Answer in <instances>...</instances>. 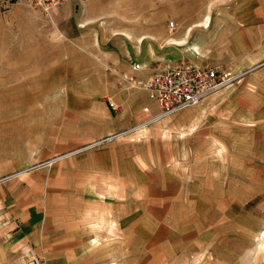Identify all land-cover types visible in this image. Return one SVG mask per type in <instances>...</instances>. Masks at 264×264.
Listing matches in <instances>:
<instances>
[{"label":"rangeland","instance_id":"374dc122","mask_svg":"<svg viewBox=\"0 0 264 264\" xmlns=\"http://www.w3.org/2000/svg\"><path fill=\"white\" fill-rule=\"evenodd\" d=\"M259 2L66 0L43 12L0 0V264H264ZM184 35L187 52L174 41ZM191 51L235 76L205 127L179 142L166 131L173 114L107 135L141 90L124 73L134 84L191 63ZM120 145L151 158L160 145L191 149L180 163H147L168 187L149 192L162 206H141L134 186L128 198L98 168Z\"/></svg>","mask_w":264,"mask_h":264},{"label":"crops","instance_id":"0c3cea01","mask_svg":"<svg viewBox=\"0 0 264 264\" xmlns=\"http://www.w3.org/2000/svg\"><path fill=\"white\" fill-rule=\"evenodd\" d=\"M260 6H263L264 2H259ZM259 3H255L259 6ZM264 24V17H262V20L260 21ZM259 22V23H260ZM187 37L184 35L182 38H176L174 41L177 45H183L187 44L188 48H184L183 51L187 52L190 50L193 46L188 44ZM179 43V44H178ZM190 48V49H189ZM193 49V48H192ZM196 50V48H194ZM191 51L190 55H187L188 57H183V60H188L194 65H212L215 66L216 64H205L204 63V57L199 54L196 55L195 53H192ZM204 63V64H203ZM188 64V63H187ZM225 70V69H224ZM220 93L216 91V93H213L209 95L207 98L201 101V103L194 107L186 108L185 110L178 112L174 114L172 117L169 118L167 125H166V131L167 134L173 133H179L174 134L173 137L177 139L179 142H185L186 140L190 139L191 136L196 135V132L201 129L205 122L209 119L210 116H212V113H214V108L216 104V100L218 99L217 96H219ZM138 97L137 102H134L132 104L129 103L128 107V113H125V110L120 111L116 118L112 120V123L110 124V127L108 129V134L117 132L119 130H123L126 127H129L132 124L139 123V121L146 120L152 116H154L156 113L159 112V107L155 102H152L148 99L147 93L141 89L136 92L132 98ZM144 107H147L148 110L144 111ZM113 109H116L117 106L112 107ZM118 111V110H117ZM156 121V120H155ZM154 121V122H155ZM152 125V124H151ZM207 126V125H206ZM205 127V126H204ZM142 128V127H141ZM139 128V129H141ZM144 128V127H143ZM150 130H154L153 127L149 128ZM147 129L144 128V131ZM138 131V130H137ZM201 134V132H199ZM182 134V136H180ZM137 136V135H136ZM218 137V134L213 135ZM118 137H121V135H118ZM170 137H167L166 140L169 141ZM155 138H160L159 133L155 134ZM147 139V138H146ZM172 139V138H171ZM161 140V139H160ZM159 140V142H160ZM149 141V140H147ZM163 141V140H162ZM191 149H188V147L183 148H176L171 150L169 148L163 149L160 146L155 149V153L151 158V154H145L140 153L136 156L129 153V151L122 145L120 146H114L111 147L107 152L109 155H105L102 159L105 165L98 166V168H103L107 171L108 174H106L109 178L115 177L116 183L119 184L117 187H121L119 191L126 193V196H130V190L131 186L135 187V191L140 193V198L145 200V202L142 201L141 206H162L164 204V197H154L149 195V192L152 190L157 189H166L168 188L166 185H157L152 177L151 172L149 173L147 171V168L149 167V164H153L151 166L156 167V165H166L165 159H172V162L175 160L174 163H180L179 157L183 156V158L187 157ZM99 153L98 151H95ZM102 153V152H100ZM98 156V155H97ZM153 159L155 162H153ZM53 161V160H52ZM74 162L77 161L74 159ZM92 166L88 168H82L81 171V177L84 179L87 178H94L96 170H91ZM24 171H20L18 173H23ZM89 172V173H88ZM98 176H102L100 173L97 174ZM117 190V189H116ZM128 192V193H127ZM125 195L123 197V200H125ZM264 241L261 239V242ZM261 242H260V249H261Z\"/></svg>","mask_w":264,"mask_h":264},{"label":"built area","instance_id":"2783aa9c","mask_svg":"<svg viewBox=\"0 0 264 264\" xmlns=\"http://www.w3.org/2000/svg\"><path fill=\"white\" fill-rule=\"evenodd\" d=\"M10 2L12 0H6ZM30 5L43 12H49L63 5L66 0H26ZM173 25V24H171ZM133 67V69H136ZM123 78L133 87L143 89L148 99L155 102L159 112L146 119L143 123H152L155 120L170 117L189 107L197 106L209 95L227 87L235 78L232 71L224 70L212 65L178 64L154 71L152 75L134 82L131 76L124 73ZM109 105L115 108L113 102ZM144 111L148 108L144 107Z\"/></svg>","mask_w":264,"mask_h":264},{"label":"bare ground","instance_id":"6f19581e","mask_svg":"<svg viewBox=\"0 0 264 264\" xmlns=\"http://www.w3.org/2000/svg\"><path fill=\"white\" fill-rule=\"evenodd\" d=\"M144 126V125H143ZM139 127H142V125H139L138 127H136V128H134V129H139ZM127 132V131H126ZM126 132H124V133H126ZM124 133H120V134H118V135H122V134H124ZM117 135V136H118Z\"/></svg>","mask_w":264,"mask_h":264}]
</instances>
